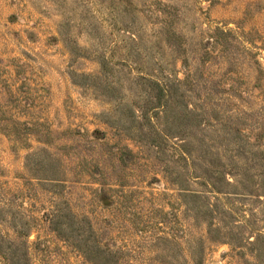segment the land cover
Listing matches in <instances>:
<instances>
[{
  "label": "rangeland",
  "instance_id": "obj_1",
  "mask_svg": "<svg viewBox=\"0 0 264 264\" xmlns=\"http://www.w3.org/2000/svg\"><path fill=\"white\" fill-rule=\"evenodd\" d=\"M102 58L109 71L100 75ZM155 60L176 66L189 104L208 96L205 118L218 112L219 122L192 131L205 143L191 144L195 176L216 157L230 180L264 173L253 162L264 156V0H0V235L13 237L8 222H28L33 264H94L45 218L67 203L126 264H264L261 189L225 197L223 216H213L220 230L209 233L212 218L165 172L166 162L184 169L177 153L158 156L106 124L142 104L136 79ZM108 81L125 116L103 94ZM54 168L62 188L39 179Z\"/></svg>",
  "mask_w": 264,
  "mask_h": 264
},
{
  "label": "trees",
  "instance_id": "obj_2",
  "mask_svg": "<svg viewBox=\"0 0 264 264\" xmlns=\"http://www.w3.org/2000/svg\"><path fill=\"white\" fill-rule=\"evenodd\" d=\"M100 67V75L108 73V61L105 58L100 61ZM137 77V84L142 88V98H140L142 104H139L136 109H131L128 117L120 118L117 122L106 120V124L116 128L130 140L153 148L158 156L172 158L169 151H175L180 160L184 162V169L172 168L166 162L165 172L171 183L179 187L188 203L193 204L194 210L200 212L202 216L212 218L208 224V232L216 233L220 229L215 228L213 216L217 215L219 211L223 216L220 208L228 207L225 197H254L255 195L249 192V189L254 186L264 193V173H260L259 176H251L247 169L243 174H231L232 180H230L229 175L222 170L225 166L221 165V159L216 157L213 158L215 160L211 158L206 160L208 164L200 162L203 166L200 169L201 176H195V166L199 160L194 155L191 144L203 146L205 143L192 131L196 127H201V122L210 123L211 120L219 122L218 112L213 110V114L209 115L211 118L209 120L205 118L207 116L205 102L208 100V96L204 97V105L187 102L189 91L185 89V79L180 77L174 64L166 65L162 61L155 60V68L151 73L139 74ZM82 78L94 83L99 76L82 75ZM193 81L194 86L197 81ZM116 88L115 84L108 81L104 86L103 94L108 95L116 102L118 108L114 109V112L120 111L125 116L127 111L123 104L124 99L119 97L120 89ZM195 88H192L190 92L192 91L194 96L198 97ZM191 97L193 98V96ZM110 113L113 114V111ZM112 117L114 118V116ZM177 138L181 141L178 145L172 141ZM205 157V155L201 156L202 159H206ZM253 162L255 165L259 162L264 163V156L254 159ZM209 165L212 168H209ZM220 165L222 168H216ZM43 177L39 179L55 184V189L64 186L56 168H54V172L48 170ZM254 179L255 184L253 185ZM192 183L207 188V193L194 190ZM225 187L235 189V191H240L239 189L242 188L243 193L225 192ZM209 196H213L218 203L213 204ZM45 218L49 222L50 229L66 242L69 243L74 241L72 239H77V242L74 241V247L82 252L88 261L94 264H126L123 260V250L115 251L102 245L97 239L92 225L89 224L88 229L84 227V223L88 224L87 218L83 217L79 220V217L70 210L69 203H67V209L60 204L57 205ZM8 223L12 229L13 237L0 235L1 264H33L29 254L30 226L28 222L22 220ZM256 234L258 235L256 240L260 239L264 242V234L262 232H256ZM160 241L168 242L163 238H160ZM249 244L253 245L252 242ZM185 262H188L186 257ZM195 264H200V262L197 260Z\"/></svg>",
  "mask_w": 264,
  "mask_h": 264
}]
</instances>
